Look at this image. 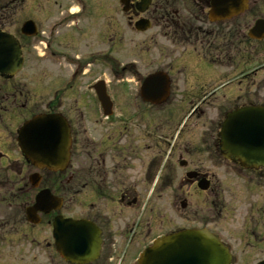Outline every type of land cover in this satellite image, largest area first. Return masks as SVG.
<instances>
[{
    "label": "flooded vegetation",
    "instance_id": "af4514ba",
    "mask_svg": "<svg viewBox=\"0 0 264 264\" xmlns=\"http://www.w3.org/2000/svg\"><path fill=\"white\" fill-rule=\"evenodd\" d=\"M119 2L126 28L145 35L136 44L145 57L138 62L122 64L117 57L123 45L117 0L78 10L55 0L45 11V50L42 31L35 38H17L23 66L14 76L0 74V244H34L42 218L52 228L55 217L69 211L66 197L76 193L82 209L78 219L98 233V254L89 264H137L154 240L183 230L210 232L229 250L230 264H264V163L242 167L228 157L221 135L233 113L264 106L263 88L249 82L264 72V40L249 36L264 19L262 1L248 0L244 11L245 0ZM33 40V50H25L26 41ZM101 40L110 43L108 50L101 49ZM29 52L44 64L39 75L24 74ZM156 52L163 54L156 57ZM235 58L240 75L233 90L239 93L232 97L236 92H220L224 88L213 83V76L214 66L231 67ZM250 65L255 67L247 72ZM155 73L164 78L157 89L168 87L160 105L142 92ZM182 73L181 82L177 74ZM40 92L48 98L42 105ZM41 114L61 116L69 130L70 162L62 172L39 171L19 145L22 128ZM197 121L211 122L200 145ZM41 190L62 203L56 212L39 213L35 225ZM155 190L158 204L148 207Z\"/></svg>",
    "mask_w": 264,
    "mask_h": 264
},
{
    "label": "water",
    "instance_id": "95a60500",
    "mask_svg": "<svg viewBox=\"0 0 264 264\" xmlns=\"http://www.w3.org/2000/svg\"><path fill=\"white\" fill-rule=\"evenodd\" d=\"M228 3L230 0H222ZM246 5V2H245ZM244 7V3H242ZM140 23L138 24V26ZM22 34L37 35L34 22L22 26ZM251 37L264 39V20L256 23ZM23 59L21 46L12 35L0 31V73L12 76L19 71ZM161 76H151L142 89L144 98L150 102L158 96L165 97L167 89L160 91L156 84ZM145 92V93H144ZM105 106L106 99L101 95ZM60 117L39 116L19 133V143L25 157L40 170L63 171L69 162L68 128ZM222 138L229 151L245 168H256L264 163V107H250L237 111L223 125ZM50 152V149H53ZM61 202L50 196L48 191L37 197L35 212L46 214L58 210ZM32 222H35L32 220ZM35 223H39L37 220ZM98 233L87 221L55 218L53 239L60 256L72 264H88L98 254ZM228 250L207 231H183L162 237L154 242L140 257L138 264H230Z\"/></svg>",
    "mask_w": 264,
    "mask_h": 264
},
{
    "label": "rangeland",
    "instance_id": "374dc122",
    "mask_svg": "<svg viewBox=\"0 0 264 264\" xmlns=\"http://www.w3.org/2000/svg\"><path fill=\"white\" fill-rule=\"evenodd\" d=\"M55 0H22L20 4L19 0H0V29L5 30L14 36H17L18 38L22 37L20 33V29L24 22L27 20H34L39 25V31L43 32L40 35V39L45 42V35H46V29H47V22L45 20V11L46 9H49L50 2H53ZM67 1V0H65ZM79 1V6L75 5V0H70V2L67 1L68 4H71L73 6H77L78 8L82 7V5H87L89 7L96 6L101 0H76ZM263 3V6L261 5V8L264 12V0H261ZM84 3V4H83ZM78 4V3H77ZM81 4V5H80ZM117 14L116 17L118 19V27L119 29H122L123 34V45L118 49V58L121 60L122 64L132 62L134 61L138 62L137 60L141 58H145L139 53H143L141 50V47H136V44L140 45L141 42L145 40V35H138L131 32L130 29L126 28V22L123 19L124 15L121 11V5L119 0H117ZM84 17L85 20H88L89 17L86 16L84 11ZM107 17V16H106ZM105 20H101L102 24V30L104 28ZM130 41H134L133 45H130ZM26 49L28 51L33 50V45L36 44V41L33 40L31 44H29L30 41H26ZM102 42L101 49L106 51L109 49L110 43L109 42ZM170 43L165 42V46L169 45ZM168 47V46H167ZM42 48V46H41ZM44 48V46H43ZM262 49V48H261ZM44 50V49H43ZM124 53V54H123ZM122 54V55H121ZM159 54L163 53H154V56H158ZM165 55H168L170 53H164ZM176 55V53H174ZM145 55V45H144V54ZM263 57L260 58L261 62L264 63V53H261ZM177 56L180 57V53H177ZM213 59L218 60V53L212 54ZM232 57H236V53H231ZM152 58L150 57V60ZM175 58H172L174 60ZM154 60V59H152ZM176 61V60H174ZM178 61H181L179 59ZM220 61L224 62V59L220 58ZM239 61V58H235L233 62H230L229 64L231 67L227 66L226 63H224V67L221 64H218L215 67V73L213 76V83L218 85V83L221 84V86L224 89H221L220 92H224L225 94L232 93L236 88V84L238 83L237 77L240 75L239 72H237L236 66ZM163 64V63H162ZM178 64V63H176ZM216 64V63H215ZM141 64L140 66H142ZM164 65H167L164 63ZM180 65V63H179ZM262 65V64H261ZM152 69H150V72L155 69L157 66L154 65ZM24 74L31 75L32 73H36V75H39L44 70V64H40L38 61L33 60L32 56L30 55V52L28 54V61L25 66ZM164 67V66H163ZM255 66L250 65V68H247L246 71L249 72L254 69ZM145 67H143L144 70ZM141 69V68H140ZM205 70V68H202ZM142 70V69H141ZM154 71V70H153ZM229 72V73H228ZM144 73V72H143ZM42 75V74H41ZM179 77V81H184L183 79V73L177 74ZM225 77V79H223ZM45 78V75L44 77ZM235 82V85L232 82ZM250 83L257 82L258 87L261 86L262 92H264V72L259 73L258 78L255 79H249ZM253 91L255 89H252ZM251 90V91H252ZM234 92L235 94L232 95L236 96L239 92L238 89H236ZM41 95V96H40ZM40 98V99H39ZM38 101L41 103L42 101H47V97L40 92L39 93ZM42 105V103H41ZM157 109H150V112L156 113ZM158 111V110H157ZM140 113V109L138 111ZM155 117H153L154 119ZM209 121H197L194 131L197 132L198 137V145H200V141L202 140L201 136L206 133V130L211 128ZM185 125V124H184ZM186 129L189 128V123L186 124ZM47 184L43 181L41 183V188H45ZM156 189V187L151 186V189ZM152 192V191H151ZM157 192L155 190V196L151 197V201H147L149 206L155 207L158 202L156 198ZM68 202L69 211L67 212L66 216L78 219L80 216H82V209L80 206V196L76 193L73 195H68L65 199ZM47 218H42L43 227L37 229V240L34 244H28V241H25L26 243L22 242L20 243L17 239V243L12 244L9 242H5L4 244H0V264H67L65 263L60 256L56 253L54 248V241L51 237V225H48L46 223ZM23 230L26 229L23 227ZM29 228V227H28ZM14 235V234H13ZM10 237V234L7 235ZM15 238H19V236L14 235ZM14 238V239H15ZM16 241V240H15Z\"/></svg>",
    "mask_w": 264,
    "mask_h": 264
},
{
    "label": "bare ground",
    "instance_id": "6f19581e",
    "mask_svg": "<svg viewBox=\"0 0 264 264\" xmlns=\"http://www.w3.org/2000/svg\"><path fill=\"white\" fill-rule=\"evenodd\" d=\"M262 152H264V148H259ZM54 148L53 149H50V152H53Z\"/></svg>",
    "mask_w": 264,
    "mask_h": 264
}]
</instances>
